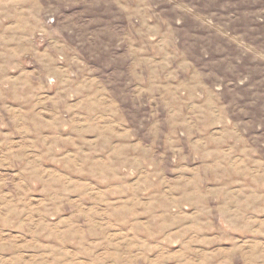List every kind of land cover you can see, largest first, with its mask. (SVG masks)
I'll use <instances>...</instances> for the list:
<instances>
[{"label": "rangeland", "instance_id": "obj_1", "mask_svg": "<svg viewBox=\"0 0 264 264\" xmlns=\"http://www.w3.org/2000/svg\"><path fill=\"white\" fill-rule=\"evenodd\" d=\"M0 264H264V0H0Z\"/></svg>", "mask_w": 264, "mask_h": 264}]
</instances>
